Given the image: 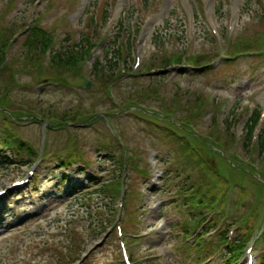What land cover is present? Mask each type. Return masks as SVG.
<instances>
[{"label": "rangeland", "instance_id": "374dc122", "mask_svg": "<svg viewBox=\"0 0 264 264\" xmlns=\"http://www.w3.org/2000/svg\"><path fill=\"white\" fill-rule=\"evenodd\" d=\"M258 2L213 0L209 5V0H0L2 28L16 25L19 32L33 19H39V27L54 37L52 52L73 45L84 47L83 37H88L103 49L101 57L99 48L94 53V57H100L97 61H102L104 52L113 45L121 23L120 38L115 44L116 47L122 45L124 55L120 61L112 60L117 62L114 71L116 77L120 70L131 67L136 48L141 50L142 58L138 74L149 71L151 75L153 71L163 68L160 62L173 53L180 56L184 52L187 55L201 54L207 57L205 64H209L202 70L183 72L178 76L169 70L164 76H157L158 80L147 74L136 77L135 81L124 76L113 84L110 96L106 94L109 83L101 82L90 74L91 61L85 62L80 71L82 81L91 83L90 89H85L84 84L77 85L76 76L71 73H65L63 80L55 79L58 85L50 81V77L44 79V75L52 73L48 57L42 56L39 70L26 64L23 60V42L27 34L17 37L14 36L15 32L10 33L13 42L8 50L7 64L17 60L14 86L10 87L8 72L0 75V89L10 87L8 94L11 103L7 109L17 110L20 106L19 111H31L33 115L41 110L46 115L58 116L77 109H82L86 114L110 111L115 114L100 117L87 127L61 126L60 129L48 130L43 142L39 120H36L38 123H31L30 119L22 118L3 127L0 116V188L25 175L28 166L40 162L38 157L42 155L29 187L0 200V264H72L100 239L104 227L118 222L125 232V241L134 264L155 261L152 264H195L192 261L193 253L181 249V241L186 243L185 238L191 235L176 232V224L181 223L188 214L176 202L190 184H208V181L200 176L198 170L202 172V167L197 170L189 166L188 160L193 159L191 155L182 152L181 156V147L175 138L167 136L166 128L189 139L192 132L198 134V151L208 155L210 160H207L218 168L223 164L222 159L217 152L209 155L206 146L207 149L212 146L225 153L227 144L207 135L212 121L216 119L217 131L226 135L231 143L233 138L229 135L233 133L234 125L228 128L224 122L232 124L235 119L240 120L237 138L231 143V150H228L237 154L241 162L252 160L251 164L256 170H264V159H260L254 151L251 154L246 151V131L245 126L244 129L241 126L252 113L249 109H264V2ZM119 3H122L121 11L114 22L106 27L108 16L117 14ZM204 13L215 23L222 39L220 44H216L211 36L202 35L206 33ZM234 14L237 18L233 32L227 34L230 16ZM89 18H93V22L86 28ZM149 19L152 27L142 42L136 45L138 28ZM257 38L261 41L260 51L251 48L252 42H249ZM239 39L244 49L254 52L211 66L218 51L233 52L232 46ZM146 87H150L149 90ZM141 92L144 96L137 99V94ZM131 97V101L153 112L151 115L148 111L151 116L158 117L161 110L172 108L174 119L161 120L163 125L137 113L140 111L123 109V102L126 99V102H130ZM206 111L216 113L215 117L201 122L200 116ZM176 119L182 120L177 121L174 127L172 124ZM4 133H9L13 139L5 138ZM4 139L8 141L7 145L3 144ZM18 143L29 146L36 156H29L26 151L17 152ZM256 145L250 146L254 148ZM124 149L134 159L128 162L125 155L126 166L119 170L114 161L124 157ZM72 153L75 162L84 164L82 168L75 166L74 169L64 170L57 166L59 158ZM76 169L83 172L77 173ZM124 171L127 206L119 216L117 204L120 192L114 189L99 192L96 190L99 189L98 185L93 182L112 177H117L120 182L124 180ZM204 171L216 188V195L191 204L192 215L198 218V212L203 208L223 209L228 212V217L236 213L239 220L252 214L253 220L256 219L250 228L251 237H254L260 224L264 223V174L256 171L259 175L255 174L257 181H246L240 187L237 181L230 179L221 190L217 188L218 177L213 171L205 168ZM160 172L163 173L160 182L153 186L152 176ZM63 176L66 179L63 180ZM224 192L228 193L225 199L221 196ZM155 201H161L163 205L159 214L153 210ZM35 211H38L37 214L31 216ZM156 216L165 218L168 223V234L159 244L165 257L159 256L155 247L159 239L155 231ZM190 220L186 221L188 228L193 227ZM220 222L224 230L236 224L231 228L235 232L232 239L243 228H248L243 221L234 223L231 219L222 218ZM256 246L257 253L264 255V241H258ZM223 263L222 258L212 262ZM82 264H121L113 229L102 246L92 251Z\"/></svg>", "mask_w": 264, "mask_h": 264}, {"label": "trees", "instance_id": "16d2710c", "mask_svg": "<svg viewBox=\"0 0 264 264\" xmlns=\"http://www.w3.org/2000/svg\"><path fill=\"white\" fill-rule=\"evenodd\" d=\"M248 3V2H247ZM93 20L91 19V23ZM122 24L120 23L117 29V35L114 38L113 45L108 47V49L105 52V56L102 62H97L94 67H93V76L98 78L100 81L103 82H110L112 79H114V71L117 69V62H113L112 60L118 59L119 55L123 53L122 46L116 47L115 42L119 40L120 36V30H121ZM14 29V27H13ZM12 28L9 29H1L0 28V73L7 74L9 73V78L12 80V75H11V66L10 65H4L3 64V52L4 49L7 45L9 34L13 32ZM203 36L208 35V33L202 34ZM208 38V37H206ZM28 40L25 43V50H27L29 53H33L32 55L30 54L29 60L35 61L36 58L38 57L39 51L50 41V35L47 34L46 32L42 31L36 24L33 25L30 28V35L27 38ZM86 43L90 47L92 44L90 42L89 38H85ZM75 46V47H74ZM86 53V50L82 48V46L78 45H73L71 47H67L63 49L62 51L57 52L54 54L51 58L52 61V69L54 74H58L62 70H68V71H74L77 72V64L82 59L84 54ZM173 58V57H172ZM174 61L178 62L179 57H174ZM191 61L193 63H199L198 59L196 57L191 58ZM169 63L168 60L163 61V65ZM2 71V72H1ZM13 81V80H12ZM150 87H147L146 89L149 90ZM8 89L5 88L0 90V110H5L7 109V105L10 104L9 97H8ZM131 91V90H130ZM144 96V93H139L137 94L136 98L140 99ZM129 100H133V98H129ZM126 106H132V107H140V103H125ZM169 111V109H168ZM10 113L6 114L0 111L1 115L3 116L4 121H10L12 119H18L23 115V113H17L15 111L9 110ZM84 112L81 110H76L75 112H65L64 115L61 117V121L63 122H77L78 119ZM256 116L257 114H254L252 118L249 121L248 127H249V134L250 131L256 123ZM151 118V117H150ZM78 119V120H77ZM218 133L215 132L212 137L214 138L215 141L217 142H224V139H222ZM249 137V135L247 136ZM182 141V140H179ZM183 144L187 145L185 140L182 141ZM22 146H20L21 148ZM246 149H248L246 147ZM264 150V131L261 132L260 135V140L258 144V151L261 154ZM26 151L28 152L29 156L34 155L32 151H30L28 148H26ZM206 151L208 154H214L215 151L211 150L210 148L207 149L206 146ZM185 152V151H184ZM187 153H191L190 155L193 157L195 161V168L197 167H202L207 169L208 171H213V174L219 178H221V174L223 171H228L230 175V179H233L235 181H247V180H254L252 178V174L248 171V168H243L240 166V164L237 162L235 157L230 156L227 154V152H217L219 154V157L222 159L223 164L219 166V168L214 169L212 168L209 163L203 158L202 154L198 151H194L190 146L187 147L186 149ZM115 164L119 167V170L122 169L123 166V161L122 158L119 157L116 161H114ZM117 180V177H112L109 180L106 181H101L98 182L96 181L95 184L98 185L99 192L105 193L107 189L109 190L111 187L113 189L118 188V183L114 184V181ZM106 182V183H105ZM227 183V180L220 179L219 184L220 188L224 186ZM235 246L231 248V250H234Z\"/></svg>", "mask_w": 264, "mask_h": 264}, {"label": "water", "instance_id": "95a60500", "mask_svg": "<svg viewBox=\"0 0 264 264\" xmlns=\"http://www.w3.org/2000/svg\"><path fill=\"white\" fill-rule=\"evenodd\" d=\"M90 86V84H87V87H89Z\"/></svg>", "mask_w": 264, "mask_h": 264}]
</instances>
